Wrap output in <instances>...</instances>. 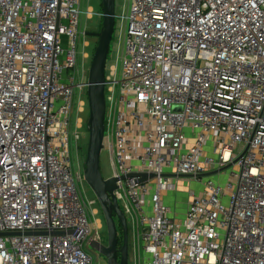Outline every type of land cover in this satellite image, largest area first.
<instances>
[{
	"label": "built area",
	"instance_id": "2783aa9c",
	"mask_svg": "<svg viewBox=\"0 0 264 264\" xmlns=\"http://www.w3.org/2000/svg\"><path fill=\"white\" fill-rule=\"evenodd\" d=\"M81 13L0 0V264H96L70 154ZM116 19L104 144L144 264H264V0H129ZM185 181L175 213L165 196Z\"/></svg>",
	"mask_w": 264,
	"mask_h": 264
},
{
	"label": "water",
	"instance_id": "95a60500",
	"mask_svg": "<svg viewBox=\"0 0 264 264\" xmlns=\"http://www.w3.org/2000/svg\"><path fill=\"white\" fill-rule=\"evenodd\" d=\"M102 27L100 31L84 32L86 36L97 37L98 45L94 51L86 81L88 110L86 129L89 135L86 156L84 160V179L89 185L101 207L107 230V244L95 239L90 247L107 258V264L129 263V224L125 212L122 210L115 191L118 189L119 178L111 176L105 178L101 169V155L105 148L107 99L106 87L110 80L107 78V61L115 26L117 22L116 0H102ZM225 166L219 170L199 174L196 178L211 176L226 170ZM139 176L144 182L154 174H129L132 178ZM181 178H195L192 175H179ZM126 176L122 175L121 179ZM123 231V244L119 247V227Z\"/></svg>",
	"mask_w": 264,
	"mask_h": 264
},
{
	"label": "rangeland",
	"instance_id": "374dc122",
	"mask_svg": "<svg viewBox=\"0 0 264 264\" xmlns=\"http://www.w3.org/2000/svg\"><path fill=\"white\" fill-rule=\"evenodd\" d=\"M129 0H116V12L121 13L128 4ZM90 9L93 14L91 17H87V11ZM81 27L83 32L87 31H100L102 27V19L100 13L103 11L102 0H81ZM98 45V38L86 36L82 34L78 41V65L76 74V84L83 81V78H88L89 68L92 61L94 51ZM124 43L118 37V22L115 26V32L111 42L109 57L107 61V77L113 80H121L122 76V55L124 54ZM123 52V53H122ZM84 72V73H83ZM113 86V82L107 84L106 95L109 94V89ZM116 94H118V86L116 85ZM81 109H84L83 111ZM89 114L88 110V97L87 90H84L81 86H75L74 90V102L71 119V133L83 131V138L81 142H77L75 136L71 137L70 142V154L72 158L74 173L76 174L84 170V160L86 156V150L88 145L89 135L86 133V120ZM81 126V128H79ZM86 129V130H85ZM79 147V148H78ZM101 169L105 178L112 176L114 173L112 162L107 149L102 151L101 155ZM229 178V171L222 174L219 178L220 181L225 183ZM192 186L199 189L201 186L197 184V181L193 180ZM80 190L83 196L88 202V213L90 221L95 224L98 221V232L101 235L106 230L105 219L97 201L95 194L86 183L84 177L82 181H78ZM189 182L185 181L182 184L178 182L177 187L174 190L168 192L165 196V203L171 205L173 211L176 213H183L187 199V188ZM129 224V263L128 264H144L145 263V251L143 247L142 231L139 223L136 220L128 219ZM107 233V230H106ZM104 240V238H103ZM107 243V242H106ZM87 251L93 255L96 264H107V258L101 254H95L93 250L88 247Z\"/></svg>",
	"mask_w": 264,
	"mask_h": 264
},
{
	"label": "flooded vegetation",
	"instance_id": "af4514ba",
	"mask_svg": "<svg viewBox=\"0 0 264 264\" xmlns=\"http://www.w3.org/2000/svg\"><path fill=\"white\" fill-rule=\"evenodd\" d=\"M88 37V36H87ZM91 37V36H90ZM95 38H97V37H95ZM121 233V231L119 230V234ZM106 237H107V233H106V230L101 234V238H102V240H97V241H99V242H101V243H103V244H107L106 242H107V239H106ZM103 238H104V240H103ZM91 242V241H90ZM91 248V247H90ZM93 250V249H92ZM93 252L95 253V254H100V253H98V252H96V251H94L93 250Z\"/></svg>",
	"mask_w": 264,
	"mask_h": 264
},
{
	"label": "trees",
	"instance_id": "16d2710c",
	"mask_svg": "<svg viewBox=\"0 0 264 264\" xmlns=\"http://www.w3.org/2000/svg\"><path fill=\"white\" fill-rule=\"evenodd\" d=\"M119 230L121 231V233L119 234V247L122 246L123 244V231H122V227L120 225H118ZM107 239V237H106Z\"/></svg>",
	"mask_w": 264,
	"mask_h": 264
}]
</instances>
